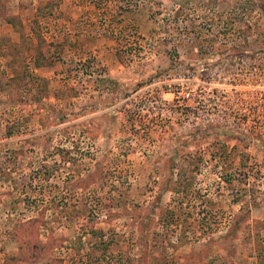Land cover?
I'll use <instances>...</instances> for the list:
<instances>
[{
	"label": "rangeland",
	"instance_id": "rangeland-1",
	"mask_svg": "<svg viewBox=\"0 0 264 264\" xmlns=\"http://www.w3.org/2000/svg\"><path fill=\"white\" fill-rule=\"evenodd\" d=\"M0 264H264V0H0Z\"/></svg>",
	"mask_w": 264,
	"mask_h": 264
},
{
	"label": "trees",
	"instance_id": "trees-1",
	"mask_svg": "<svg viewBox=\"0 0 264 264\" xmlns=\"http://www.w3.org/2000/svg\"><path fill=\"white\" fill-rule=\"evenodd\" d=\"M36 62H37V64H38V61H37V59H36Z\"/></svg>",
	"mask_w": 264,
	"mask_h": 264
}]
</instances>
